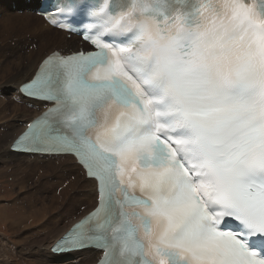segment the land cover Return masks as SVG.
Returning <instances> with one entry per match:
<instances>
[{"label": "snow or ice", "instance_id": "6c2138e0", "mask_svg": "<svg viewBox=\"0 0 264 264\" xmlns=\"http://www.w3.org/2000/svg\"><path fill=\"white\" fill-rule=\"evenodd\" d=\"M49 22L66 27L55 16ZM104 37L86 34L95 51L54 54L21 88L55 107L29 125L16 147L75 153L99 182L93 228L77 225L51 251L69 254L95 243L104 251L102 264H151L138 236L140 228L149 231L147 213L163 219L155 251L164 264H264V248L253 247L254 240H264V93L258 104L229 101L226 90L245 84L240 67L217 65L215 78L206 81L208 112L196 143L223 166L216 205L209 209L177 150L189 141L152 125L140 112L141 101L129 84L137 69H125L120 56L126 49ZM108 101L127 111L106 121L102 134L88 135ZM229 221L239 227H229ZM169 232L176 242L165 245Z\"/></svg>", "mask_w": 264, "mask_h": 264}, {"label": "clouds", "instance_id": "9594fccd", "mask_svg": "<svg viewBox=\"0 0 264 264\" xmlns=\"http://www.w3.org/2000/svg\"><path fill=\"white\" fill-rule=\"evenodd\" d=\"M90 17L86 28L91 35L131 34L121 45L126 52L120 61L125 69H137L129 84L141 101L140 112L152 125L189 141L177 150L194 173L191 186L199 190L202 203L213 208L223 166L196 143L208 112L205 84L215 78L217 65L240 67L245 84L227 89L226 95L231 102L258 104L264 93L261 0H98ZM121 111L127 110L108 101L97 112L98 126L89 131L102 134L105 122ZM146 215L149 231L140 228L138 236L151 264H164L165 258L155 251L161 246L163 219ZM175 242L167 233L164 244Z\"/></svg>", "mask_w": 264, "mask_h": 264}, {"label": "bare ground", "instance_id": "6f19581e", "mask_svg": "<svg viewBox=\"0 0 264 264\" xmlns=\"http://www.w3.org/2000/svg\"><path fill=\"white\" fill-rule=\"evenodd\" d=\"M21 1L20 10L24 8L32 16L10 17L6 21L7 25L0 27V32L3 31L8 36L5 39L11 38L17 45L10 51L4 49L2 52H9L8 56L14 58L7 59L6 64L0 61V84H5V89L12 93L11 102L0 100V173L8 177L18 190L13 205L27 208L31 215L28 224L11 223L16 243H11L10 247H18L24 240H28L26 246H43L45 243L44 249L40 246L35 254V251L28 253V257H33L35 264H89L90 258L85 256L84 252L55 255L51 253L50 248L53 241L66 231L71 222L77 220L80 217L77 216L88 208L86 206L77 210L78 197L85 192V188H92L93 196L92 200L90 195V198L85 197V200H82L89 205V209L95 204L93 182L84 179L83 172L70 157L25 155L10 150L13 140L26 124L46 107L22 97L19 86L29 81L45 56L58 51L59 48L65 49V52H60L62 55L80 52L79 49L84 48V45L77 38L49 28L41 18L32 14L40 0H28L31 5H28L26 0ZM15 33L17 35L13 36ZM29 45L33 47L29 49ZM14 54H18L17 57ZM8 103L12 107L6 106ZM40 177H44L46 182L40 184ZM3 201L5 198L1 196L0 202ZM32 234L41 235L42 241L36 243L38 239L35 241ZM10 247L0 242V264L18 263L14 262L15 257Z\"/></svg>", "mask_w": 264, "mask_h": 264}, {"label": "rangeland", "instance_id": "374dc122", "mask_svg": "<svg viewBox=\"0 0 264 264\" xmlns=\"http://www.w3.org/2000/svg\"><path fill=\"white\" fill-rule=\"evenodd\" d=\"M30 1V0H29ZM28 5H31V3L26 0ZM19 3V4H18ZM20 5L19 8H17ZM22 7V1L21 0H0V22L6 23L8 18L10 17H24L26 15L32 16L29 14V12ZM7 15V16H6ZM3 18V20H2ZM6 24L0 23V27H5ZM15 33L13 36H16ZM12 34L10 35V37ZM8 38L7 34L5 35L4 32H0V61L6 64L7 59L9 60L10 57L9 52L8 53H2L4 49L11 50L12 47L17 46L15 42L11 38ZM13 38V37H12ZM26 37H24L25 39ZM5 39V40H4ZM33 41H30L32 43ZM36 42L33 43L35 45ZM33 45H29V49L33 47ZM5 46V47H4ZM51 47V46H50ZM51 48H49L50 50ZM47 50V52L49 51ZM58 51L65 52V49L59 48ZM19 52V51H18ZM17 55L18 54H14ZM15 57V58H16ZM10 98V99H9ZM0 100H5L8 102H11L12 100V93L5 89V84H0ZM24 105V104H22ZM6 106L12 107L10 103H8ZM25 106V105H24ZM0 169L1 166H0ZM39 183L42 184L43 182H46L45 178L40 177L38 178ZM17 188L15 187V184L11 182L8 177H4V174L2 175L0 173V197H4L5 201L0 202V242L2 245H8L10 247L11 243H16V237L12 234L13 229L11 228V223L16 225H22V224H28L31 220V215L29 213V210L25 207L13 205V199L15 198V195L17 193ZM81 199L85 200V197H81ZM85 202V201H84ZM78 208V207H76ZM77 210H81L78 208ZM34 240L36 243H40L42 241L41 235H34ZM7 237V238H5ZM5 238V239H4ZM4 241V242H3ZM8 241V242H6ZM28 240H24L21 243H19L18 247H10L9 249L12 250L11 253L14 255L15 259L14 262H18L17 264H35L33 262V257H28V253H36V251L39 249L41 244H31L29 246L27 245ZM26 244V245H25ZM45 244V243H44ZM44 244L41 246V249H44ZM22 245V246H21ZM14 246V245H13ZM26 246V247H25ZM25 247V248H24ZM13 248V249H12ZM27 248V249H26ZM7 259V257H5Z\"/></svg>", "mask_w": 264, "mask_h": 264}]
</instances>
